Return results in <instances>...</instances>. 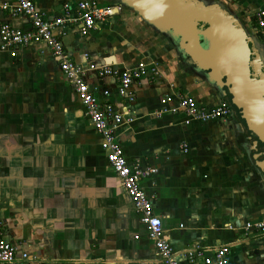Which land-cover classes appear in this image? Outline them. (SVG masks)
Here are the masks:
<instances>
[{"label": "crops", "instance_id": "0c3cea01", "mask_svg": "<svg viewBox=\"0 0 264 264\" xmlns=\"http://www.w3.org/2000/svg\"><path fill=\"white\" fill-rule=\"evenodd\" d=\"M32 1L50 20L63 15L64 3L70 5L71 17L76 14L75 0ZM219 1L263 54L264 38L256 34L253 13L264 9V0ZM125 9L87 33L77 23H67L61 39L78 64L85 53L93 63L117 68L139 60L157 63L159 77L134 84L132 103L119 98L111 76L87 81L100 104L110 103L133 118L117 129V141L128 164L156 170L140 185L162 220L164 238L176 251L227 245L229 264H264V235L243 229L248 222L264 223V172L256 166L261 145L254 146L255 137L233 108L228 117L213 120L169 111L179 96L194 98L200 107L228 96L222 97L203 74L188 71L187 59L171 39ZM4 23L30 29L25 18L0 9V25ZM164 95L175 99L162 106ZM53 109L63 120L59 137L53 132ZM40 111L44 118L38 123ZM16 141L43 143L40 159L46 167L44 174L34 165L0 170V221L19 255L38 264H160L129 196L105 161L100 134L43 45L18 48L14 55L0 52V159L5 165L13 163L11 152L20 156ZM57 142L64 144L61 150H54Z\"/></svg>", "mask_w": 264, "mask_h": 264}, {"label": "built area", "instance_id": "2783aa9c", "mask_svg": "<svg viewBox=\"0 0 264 264\" xmlns=\"http://www.w3.org/2000/svg\"><path fill=\"white\" fill-rule=\"evenodd\" d=\"M13 2V5L1 4L0 9L9 10L13 16L25 18L30 24V29L22 30L8 23L1 24L0 52L14 55L18 48L36 44L43 45L57 60L58 68L80 101L84 115L101 136L100 148L105 154V161L115 173L121 188L129 196L135 212L139 215V220L155 248L157 261L160 264H229L227 245L194 246L183 251H176L171 247L164 238L161 218L153 213L152 198L147 196L140 185L143 179L154 174L156 170L142 169L137 164H128L117 141V129L124 123H131L133 118L115 110L110 103L100 104L98 97L90 91L88 77L111 76L115 78V89L119 98L132 103L135 99L132 90L134 84L148 76L156 79L159 77L157 63L139 61L131 67L117 68L93 63L85 53L84 62L78 64L71 60L64 49L61 38L64 36L63 29L67 23H77L79 31L87 33L119 12L122 7L102 5L96 0H75L74 17H71L70 5L64 3L63 15L50 20L37 11L32 0H13ZM253 19L257 29L256 34L264 38V9H257L253 13ZM102 93L107 96L108 91L104 90ZM174 99L173 95H164L160 103L165 106ZM175 100L176 107L170 108L169 111L183 110L190 119L213 120L226 118L232 114L231 104L223 100L208 107L198 106L196 100L189 96H179ZM188 122L187 120L186 123ZM243 229L254 230L264 235L263 222L245 223ZM0 264H38L34 258L18 254V248L10 239L7 227L2 221H0Z\"/></svg>", "mask_w": 264, "mask_h": 264}, {"label": "water", "instance_id": "95a60500", "mask_svg": "<svg viewBox=\"0 0 264 264\" xmlns=\"http://www.w3.org/2000/svg\"><path fill=\"white\" fill-rule=\"evenodd\" d=\"M165 34L197 73L215 85L254 137L264 172V59L248 30L223 4L204 0H112ZM255 151L258 148H254Z\"/></svg>", "mask_w": 264, "mask_h": 264}, {"label": "rangeland", "instance_id": "374dc122", "mask_svg": "<svg viewBox=\"0 0 264 264\" xmlns=\"http://www.w3.org/2000/svg\"><path fill=\"white\" fill-rule=\"evenodd\" d=\"M206 2H219L222 4V2H220L219 0H204ZM128 9H125V11H127ZM129 12V11H127ZM132 12V11H131ZM232 13V12H231ZM140 61V60H139ZM234 112L236 113L237 110H235L233 108ZM44 111H40L38 112V123L43 122V118H44ZM238 112V111H237ZM239 113V112H238ZM41 115V116H40ZM52 118H53V124H54V135H56V137H59V135H62V117H61V113L59 110H54L52 111ZM39 125V124H38ZM11 130H14V127L11 128ZM16 138V137H15ZM60 140V139H58ZM8 146L10 145L9 142L6 143ZM63 143H55L54 145V150L57 146V150H61V147H59L60 145H62ZM13 145L15 146V150L17 149L18 151L20 150V156H17V154L14 155L15 151L11 152L12 154V161L13 163H11L10 165L3 163L0 159V170L6 169L9 172L10 171L9 168L16 167L19 168V166L21 167H28L30 168L32 165H34V167L37 169L38 173L41 172V174H44L43 172H45L44 168H46L44 165V160L43 158L40 159V154L43 151L44 147H43V143H35V144H26L24 142H17ZM4 146L3 143H0V154H2L4 152V148H2ZM64 146V144H63ZM63 149V148H62ZM43 153V152H42ZM35 154V159L32 158V156H34ZM14 164V165H13ZM32 168V167H31ZM11 169V170H12Z\"/></svg>", "mask_w": 264, "mask_h": 264}, {"label": "flooded vegetation", "instance_id": "af4514ba", "mask_svg": "<svg viewBox=\"0 0 264 264\" xmlns=\"http://www.w3.org/2000/svg\"><path fill=\"white\" fill-rule=\"evenodd\" d=\"M262 55H263V59H264V53H263ZM185 68H186L188 71L192 72V73H195V74H198V75H202V73H197V72L194 70V68H193L192 66H190L189 64L186 65ZM262 146H263V145H261V147H260L261 152L263 151ZM257 148L259 149V147H257ZM259 153H260V152H259Z\"/></svg>", "mask_w": 264, "mask_h": 264}, {"label": "trees", "instance_id": "16d2710c", "mask_svg": "<svg viewBox=\"0 0 264 264\" xmlns=\"http://www.w3.org/2000/svg\"><path fill=\"white\" fill-rule=\"evenodd\" d=\"M228 97H227V102L228 103H230V96L229 95H227ZM232 106V105H231ZM232 108H234L233 106H232Z\"/></svg>", "mask_w": 264, "mask_h": 264}]
</instances>
